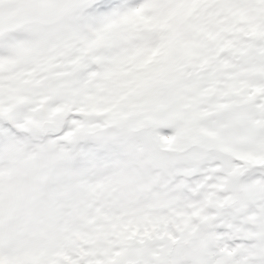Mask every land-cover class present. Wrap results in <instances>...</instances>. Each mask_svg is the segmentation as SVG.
<instances>
[{
	"label": "snow or ice",
	"instance_id": "obj_1",
	"mask_svg": "<svg viewBox=\"0 0 264 264\" xmlns=\"http://www.w3.org/2000/svg\"><path fill=\"white\" fill-rule=\"evenodd\" d=\"M0 264H264V0H0Z\"/></svg>",
	"mask_w": 264,
	"mask_h": 264
}]
</instances>
